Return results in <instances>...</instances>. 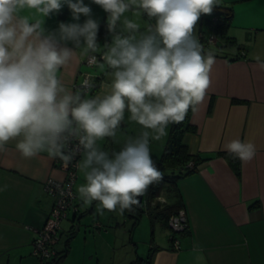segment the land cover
<instances>
[{
  "label": "clouds",
  "instance_id": "9594fccd",
  "mask_svg": "<svg viewBox=\"0 0 264 264\" xmlns=\"http://www.w3.org/2000/svg\"><path fill=\"white\" fill-rule=\"evenodd\" d=\"M108 13L112 41L97 43L98 23L83 0H0V152L15 140L25 158L47 152L65 166L76 155L86 183L77 189L84 204L99 202L97 212L132 211L150 185L163 179L149 149L170 124L181 123L188 110L203 101L211 85L214 55L203 53L193 34L201 14H211L219 0H93ZM66 3L72 18L81 23H60L47 32L44 18ZM34 10L33 15L23 14ZM133 17L146 14L154 24L141 31ZM68 42L74 47L69 48ZM100 53L110 70L111 83L103 95L89 97L94 85L85 79L73 91L59 76L60 69L86 58L97 64ZM264 71V60L255 57ZM143 131L129 137L124 146L109 154L98 141L111 138L125 119ZM75 142V144H73ZM234 159L250 162L254 143L239 138L224 145ZM8 185L0 187L6 191ZM196 260L203 264L199 254Z\"/></svg>",
  "mask_w": 264,
  "mask_h": 264
},
{
  "label": "crops",
  "instance_id": "0c3cea01",
  "mask_svg": "<svg viewBox=\"0 0 264 264\" xmlns=\"http://www.w3.org/2000/svg\"><path fill=\"white\" fill-rule=\"evenodd\" d=\"M83 4L91 8V18L99 26L107 13L93 0ZM218 5L232 9L227 34L238 47L213 53L211 85L189 114L195 130L182 135L199 164L194 173L176 182L188 221V228L177 234L178 247L169 239L168 225L152 221L148 211L142 213L152 225L166 230V239H153L150 264H199L195 247L204 257L203 264H264V71L255 60L256 56L264 60V0H219ZM23 14L31 16L34 10ZM86 19L81 15L79 21L73 20L64 3L44 18L43 27L54 32L60 23L83 24ZM67 46L74 47L72 42ZM84 59L78 55L60 69V78L73 91L80 88L81 73H91ZM236 138L256 147L250 162L239 160V174L223 155L225 143ZM15 144L9 141L7 150L0 152V187L8 185L0 192V264H39L32 254L34 229L45 223L53 202L44 183L48 177L62 179L63 173L47 152L25 158ZM59 244L60 235L53 244L56 253L61 251ZM68 252L69 247L65 256Z\"/></svg>",
  "mask_w": 264,
  "mask_h": 264
},
{
  "label": "rangeland",
  "instance_id": "374dc122",
  "mask_svg": "<svg viewBox=\"0 0 264 264\" xmlns=\"http://www.w3.org/2000/svg\"><path fill=\"white\" fill-rule=\"evenodd\" d=\"M215 12L216 9L213 8L211 14H201L193 33L196 37L200 29L205 32L208 30L207 20L212 19ZM125 15L130 19H136L141 24V31H144L149 25L145 14L140 17H133L132 13L129 12ZM105 21H108V13ZM111 41L112 33H109L107 44H110ZM97 43L101 47L105 45L102 40H98ZM226 48L230 49V47ZM212 50L217 51L218 47L215 44H210L205 51ZM100 64H103V60L97 65L90 67L91 82L94 87L87 92L89 97L98 94L103 95L109 90L107 86L111 83V77L108 75L110 70L106 67H99ZM128 117L129 113L126 111L125 119L117 131L115 141L111 138H105L97 142L102 150L107 151L109 154L119 151L129 137H136L143 131L139 124L130 121ZM169 130L170 125L166 129L167 134L160 140H150L149 149L153 161H157L160 158L168 139ZM84 183H86L84 173L78 168L73 192L79 212L85 214L75 223L71 219V211L68 210V217L60 221L59 235L61 236V244L57 245L58 249L62 250L64 248L63 241L71 231H75V235L69 240L68 255L63 256L58 264H143L144 261H141V257H147L148 254L152 253L155 245L154 241H158L159 237L166 239L165 228L160 224L152 225L146 213L140 217L135 226L132 224L134 219L129 218L126 213L121 215L118 211L110 212L104 210L103 215L99 214L97 212L99 202L93 201L91 204L86 205L79 198L77 189ZM165 196L163 193L157 200L161 203L168 201ZM142 206L145 211V200H143ZM91 207L93 211L87 213ZM154 233L156 236L153 238ZM124 243H127L126 245L129 244V246H125Z\"/></svg>",
  "mask_w": 264,
  "mask_h": 264
},
{
  "label": "trees",
  "instance_id": "16d2710c",
  "mask_svg": "<svg viewBox=\"0 0 264 264\" xmlns=\"http://www.w3.org/2000/svg\"><path fill=\"white\" fill-rule=\"evenodd\" d=\"M214 8L216 9L215 14L213 15V18L215 17V19L212 18L207 20L208 30L205 32L200 29L198 32V35L200 34V36L198 37L197 35V38L203 47L204 54L209 52L213 54L226 47L232 48L237 46L234 39L229 37L227 34L233 16L232 9L230 7L220 5ZM145 16L148 19L149 24L154 23V20H150L146 14ZM101 25L102 23H100L98 26V33L100 31ZM211 34H213L216 38L215 43L213 44L218 47L217 51H205L206 47L210 45L207 40ZM190 111L191 108L188 110L184 120L181 123L170 124L169 135L164 146V150L160 158L157 161H154L156 167L163 174V179L158 183L150 185L143 193V200H145L146 204L145 211H148L152 221L158 220L163 225H168V217L175 213L178 209L183 208L181 197L176 185L178 178L183 175L194 173L197 170L199 164V159L195 155L190 154L188 146L182 141V135L184 132H193L195 130L194 126L189 123ZM223 155L228 159L236 174H239V159H234L227 152H224ZM189 161L193 162L192 166L187 165ZM163 193L166 195L165 197L168 201L161 203L157 199L161 197ZM143 212L144 208L142 206V202L141 207L134 206L132 211H124V213L128 214L134 219L132 223L133 226L137 224ZM75 218L76 215L74 216V222H76ZM74 235L75 231H71L64 242V248L61 251H57L50 264H58L61 258L65 256V252L68 251L70 243L69 240ZM149 260L150 255L141 259V261H144L143 264H150Z\"/></svg>",
  "mask_w": 264,
  "mask_h": 264
},
{
  "label": "built area",
  "instance_id": "2783aa9c",
  "mask_svg": "<svg viewBox=\"0 0 264 264\" xmlns=\"http://www.w3.org/2000/svg\"><path fill=\"white\" fill-rule=\"evenodd\" d=\"M215 19V17L213 18ZM99 33L97 34V41L102 40L105 44L108 43L109 30L108 23L103 20ZM200 34L198 35V37ZM215 36L211 34L208 37V43H215ZM97 64L102 60L100 54H96ZM84 64L88 67L97 64H89L88 60L84 59ZM85 79H90L89 72L81 73V80L78 86ZM75 144V142H73ZM81 156L76 155L73 160L65 166V163L59 158H52L54 167L58 168L63 173L62 179L48 177L44 183V190L53 198L52 206L45 223L37 229H34L35 236L32 240V254L39 260V264H50L56 251L53 248L55 241L59 239L60 221L67 217L68 210L73 214L78 211V204L75 200L73 192V185L77 177L78 162ZM188 166H192L193 162L189 161ZM168 228L170 230L169 239L175 248L178 247L177 234L188 228V221L185 210L178 209L175 213L168 217Z\"/></svg>",
  "mask_w": 264,
  "mask_h": 264
},
{
  "label": "water",
  "instance_id": "95a60500",
  "mask_svg": "<svg viewBox=\"0 0 264 264\" xmlns=\"http://www.w3.org/2000/svg\"><path fill=\"white\" fill-rule=\"evenodd\" d=\"M138 200H139V204L138 205H136L137 207H141V202H142V200H143V194L141 195V196H139L138 197ZM93 211V208L91 207L90 209H88V211H87V213H91ZM83 214H85V213H80V214H78V215H76V218H75V221L76 222H78V219L83 215ZM125 214V213H124ZM128 217H130L128 214H126ZM75 222V223H76ZM67 238V237H66ZM66 240V239H65ZM65 240H64V242H65Z\"/></svg>",
  "mask_w": 264,
  "mask_h": 264
},
{
  "label": "flooded vegetation",
  "instance_id": "af4514ba",
  "mask_svg": "<svg viewBox=\"0 0 264 264\" xmlns=\"http://www.w3.org/2000/svg\"><path fill=\"white\" fill-rule=\"evenodd\" d=\"M142 202H143V200H142ZM77 213H79V211H77ZM77 213H76V214H77ZM81 213H82V212H81ZM76 214H75V215H76ZM139 219H140V218H139Z\"/></svg>",
  "mask_w": 264,
  "mask_h": 264
}]
</instances>
